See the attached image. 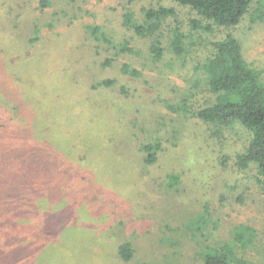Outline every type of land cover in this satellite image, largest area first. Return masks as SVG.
<instances>
[{
    "label": "rangeland",
    "instance_id": "374dc122",
    "mask_svg": "<svg viewBox=\"0 0 264 264\" xmlns=\"http://www.w3.org/2000/svg\"><path fill=\"white\" fill-rule=\"evenodd\" d=\"M160 5L176 17L156 33L164 52L155 61L152 37L124 21L129 13L142 23L144 9ZM258 9L264 0H253L237 25L202 34L235 35L264 82V19L250 22ZM191 17L171 0H0V96L28 88L47 96L40 104L29 99L19 115L9 105L0 113V147L18 142L22 156L51 158L50 177H34L46 182L39 195L20 212L3 202L1 220H10L0 231V264H203V252L230 241L240 225L252 227L236 245L241 261L264 264V195L254 169L234 164L248 133L237 126L215 135L166 107L197 76L202 53L189 36L184 57L170 45V28L188 35ZM49 44L50 59L43 55ZM124 64L139 74L123 73ZM103 80L110 83L98 85ZM155 140L157 159L146 164L139 147ZM123 241L133 249L127 261L117 254Z\"/></svg>",
    "mask_w": 264,
    "mask_h": 264
},
{
    "label": "trees",
    "instance_id": "16d2710c",
    "mask_svg": "<svg viewBox=\"0 0 264 264\" xmlns=\"http://www.w3.org/2000/svg\"><path fill=\"white\" fill-rule=\"evenodd\" d=\"M171 1L188 8L189 14L192 15L189 19L191 30L188 35L177 24L170 28L171 49L179 57L186 56L188 49L185 47V39L189 36L192 46L195 47L198 55L202 53V57L195 63L197 76L193 79L192 87L185 90L180 101L166 104V107L172 112L181 114L184 118L197 119L207 124L211 133L215 135L237 126L246 130L249 135L247 143L236 155L234 164L241 170L254 169V183L264 195V82L262 72L245 60L240 42L232 33H227L224 37L214 40L202 34V32L212 31L215 26L230 28L237 25L248 12L253 0ZM144 16V21L137 24L132 22L131 14L127 13L124 25L133 28L138 35L152 37L149 51L153 60L157 61L162 58L164 48L156 33L168 17H176V11L173 7L160 5L158 8L144 9ZM262 19H264V11L258 9L250 22L254 23ZM36 38L27 40V45L30 46ZM53 50L49 44V48L46 47L43 55H47L49 59L53 58L55 56ZM126 50L131 51V48L126 47ZM121 71L130 75L139 74L138 70L129 68L127 64L121 67ZM108 83L110 82L103 80L98 82V85ZM11 97L8 99V96L2 93L0 113H3L2 111L9 105L19 115L18 113L26 108V104H29V99L33 100L32 105H34V102L40 104L47 98L46 90L43 88H28L22 92L20 90L17 96ZM50 111H52L51 107ZM37 119L38 116L35 117L34 122H37ZM3 127L0 125V129ZM10 146L11 148L0 147V211L8 212L3 205V202L8 201L14 208L12 212H20L23 202L29 203L33 194L39 195V192L44 190L46 182L34 183V177L39 174L50 177L51 172L45 164L50 163L51 158L40 155L27 158V155L22 156V152L18 149V142ZM139 149L145 154L144 163L151 164L157 159L156 153L160 149V143L158 140L144 143ZM55 163L57 159L53 158L52 164ZM168 179L178 180V176L171 174ZM50 207L54 215H60L62 212L53 204ZM9 220L10 218L1 220L0 215V231L7 228ZM250 232H252V227L249 225L235 227L231 231L230 241L216 242L203 252V264H243L236 245L244 244L243 238L249 236ZM132 252L131 243L128 241H123L117 246V254L123 261L129 260Z\"/></svg>",
    "mask_w": 264,
    "mask_h": 264
}]
</instances>
